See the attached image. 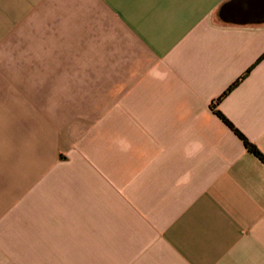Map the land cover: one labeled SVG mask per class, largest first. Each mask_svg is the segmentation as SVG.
<instances>
[{"label": "crops", "instance_id": "1", "mask_svg": "<svg viewBox=\"0 0 264 264\" xmlns=\"http://www.w3.org/2000/svg\"><path fill=\"white\" fill-rule=\"evenodd\" d=\"M228 1L0 0V264H264V163L211 109L264 157V23Z\"/></svg>", "mask_w": 264, "mask_h": 264}, {"label": "water", "instance_id": "2", "mask_svg": "<svg viewBox=\"0 0 264 264\" xmlns=\"http://www.w3.org/2000/svg\"><path fill=\"white\" fill-rule=\"evenodd\" d=\"M219 18L227 24H262L264 0H230L221 7Z\"/></svg>", "mask_w": 264, "mask_h": 264}, {"label": "trees", "instance_id": "3", "mask_svg": "<svg viewBox=\"0 0 264 264\" xmlns=\"http://www.w3.org/2000/svg\"><path fill=\"white\" fill-rule=\"evenodd\" d=\"M262 58L260 60H262ZM241 80H238L231 87H229V89L220 98L217 99V103H219L224 97H226L240 83ZM211 109L219 117V119H221L223 121V123H225V125L242 141V143H243L244 147L247 149V151L254 154L256 157H258L264 163V157L255 148V146L252 145L251 143H249L247 141V139L237 129H235L233 127V125L219 111L215 110L214 107H211Z\"/></svg>", "mask_w": 264, "mask_h": 264}]
</instances>
